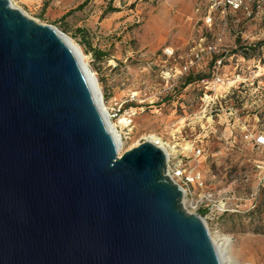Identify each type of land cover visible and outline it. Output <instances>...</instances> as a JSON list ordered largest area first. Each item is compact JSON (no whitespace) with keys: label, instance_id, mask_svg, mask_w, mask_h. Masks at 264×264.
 I'll return each instance as SVG.
<instances>
[{"label":"water","instance_id":"1","mask_svg":"<svg viewBox=\"0 0 264 264\" xmlns=\"http://www.w3.org/2000/svg\"><path fill=\"white\" fill-rule=\"evenodd\" d=\"M63 35L0 0V264H222L166 152L119 154Z\"/></svg>","mask_w":264,"mask_h":264},{"label":"rangeland","instance_id":"2","mask_svg":"<svg viewBox=\"0 0 264 264\" xmlns=\"http://www.w3.org/2000/svg\"><path fill=\"white\" fill-rule=\"evenodd\" d=\"M12 1L79 44L108 110L122 105L113 118L124 141L120 155L153 137L169 143L205 183L192 186L184 202L187 211L201 214L218 241L230 239L232 264H264V148L248 144L239 132L231 139L230 132L214 126L217 122L208 128L201 117V90L185 84L190 75L211 74L217 54L201 52L202 60L191 63L206 45L221 41V47L246 58L222 71L230 80L240 74L246 81L248 93L239 105L264 131V0L217 12L211 25L203 20L209 0ZM110 7L117 11L108 12ZM121 118L132 124L125 127ZM193 144L202 148L201 156L189 152ZM207 192L220 204H201Z\"/></svg>","mask_w":264,"mask_h":264},{"label":"built area","instance_id":"3","mask_svg":"<svg viewBox=\"0 0 264 264\" xmlns=\"http://www.w3.org/2000/svg\"><path fill=\"white\" fill-rule=\"evenodd\" d=\"M246 3L247 0H209L208 11L205 13L203 20L206 24L211 25L213 14L217 12L226 13L228 8L239 10L244 8ZM220 42L221 41H216L206 45V47L195 54L193 58L195 61L191 63L192 65L202 60L203 55H201V52H205V54L212 56L217 54L216 57H212L214 61L211 74L204 77L198 85L203 96L208 98L204 99L203 96L201 97L202 104L204 105L205 103L204 113L201 117L207 118L208 128L215 122H233L237 125L236 133L239 132L245 142L256 148H264V131L258 130L255 125L250 123L249 120L251 119V115L248 113L243 114L244 106L241 107L239 105L244 96L243 94L248 93L246 81H242L240 74H236L233 80H230L222 71L228 63H235L238 65L245 61L246 58L240 57L231 53L228 49L221 47ZM256 91H258V88H256ZM110 112L112 118L119 116L120 113H122V105L111 108ZM258 116L259 114H255L254 118L256 117L259 122ZM124 124L125 127H129L132 124V119H128ZM233 136L236 137V135L231 132V139ZM160 144H164L170 151V155L167 156V174L180 185L184 192V198L192 192V186L197 185L199 187H204L205 183L201 174L188 169L184 164L185 156L179 158L178 153L174 151V148H172L169 143L161 142L156 145L159 146ZM189 150V152H193L195 157H199L203 153L202 148L194 144ZM258 167H261V165H258ZM200 202L206 205H214L215 202L220 204L211 192L203 194ZM199 215L202 218L201 214Z\"/></svg>","mask_w":264,"mask_h":264},{"label":"bare ground","instance_id":"4","mask_svg":"<svg viewBox=\"0 0 264 264\" xmlns=\"http://www.w3.org/2000/svg\"><path fill=\"white\" fill-rule=\"evenodd\" d=\"M12 5L15 7V4L13 3V1L11 0ZM64 40L66 41V43L69 45V47L80 57V60L82 62V65L84 67V69L86 70V74H87V78L88 81L90 82V84L92 85V88L94 90V94L96 99L99 101L100 106L102 108V111L105 115V118L109 124L110 130L112 132V134L114 135V138L117 142L118 145V151L121 150V147L123 145V136L118 128V124L116 122L113 121L112 118V114L111 112L108 110V107L106 106L105 100H104V94H103V90L99 84V80L96 76V74L91 71L88 63L86 62V55L84 54L82 48L79 46V44H77L74 40H72L70 37L63 35ZM127 122L126 118H121L120 119V123H125ZM154 140H149L150 142L157 144V143H161V141L156 142V138L153 137ZM159 147H161L165 152L166 155L169 156L170 155V151L168 148H166L164 146V144H160ZM120 154V152H119ZM183 201L185 202V198L183 197ZM183 202V203H184ZM203 221L205 222V220L203 219ZM212 238V241L215 245V248L218 252L219 258L221 260L222 264H232L233 263V256L231 255V252L228 248V242H229V238H225L223 242L218 241L217 239H215L212 235H210Z\"/></svg>","mask_w":264,"mask_h":264},{"label":"trees","instance_id":"5","mask_svg":"<svg viewBox=\"0 0 264 264\" xmlns=\"http://www.w3.org/2000/svg\"><path fill=\"white\" fill-rule=\"evenodd\" d=\"M81 8V6L79 7ZM117 9H114L113 7H110L109 8V11L108 12H116ZM213 64V63H212ZM213 66V65H212ZM209 76V75H208ZM206 77V76H205ZM204 77H199L197 79H193L192 76L190 75L189 77H187L186 79V82L185 84L186 85H196L198 86L200 81L203 79ZM202 94V93H201ZM215 127H220V128H224V131L225 132H233L234 135H236V128H237V125H235L233 122H225V121H220V122H217V125H214ZM234 138V136H233ZM236 140V139H235ZM235 142V141H234ZM262 163V162H261ZM261 165V164H259ZM258 167V165H257ZM258 168H261V167H258Z\"/></svg>","mask_w":264,"mask_h":264}]
</instances>
